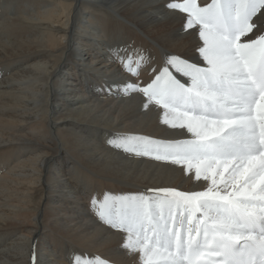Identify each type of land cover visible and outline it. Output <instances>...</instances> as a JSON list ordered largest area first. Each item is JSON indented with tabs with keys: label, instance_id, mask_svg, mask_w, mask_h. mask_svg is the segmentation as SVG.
Segmentation results:
<instances>
[{
	"label": "bare ground",
	"instance_id": "obj_1",
	"mask_svg": "<svg viewBox=\"0 0 264 264\" xmlns=\"http://www.w3.org/2000/svg\"><path fill=\"white\" fill-rule=\"evenodd\" d=\"M165 3L0 0V264H73L74 255L140 264L121 247L124 234L92 212L93 194L206 186L182 165L107 143L115 133L190 138L161 122L162 109H145L141 93L101 90L124 80L146 85L166 54L205 66L199 25L182 32L186 14ZM257 24L264 31V17ZM123 46L149 58L136 77L114 61Z\"/></svg>",
	"mask_w": 264,
	"mask_h": 264
},
{
	"label": "snow or ice",
	"instance_id": "obj_2",
	"mask_svg": "<svg viewBox=\"0 0 264 264\" xmlns=\"http://www.w3.org/2000/svg\"><path fill=\"white\" fill-rule=\"evenodd\" d=\"M164 7L186 14L182 32L199 25L205 66L166 54L146 85L124 80L101 90L141 93L145 109H162L161 122L190 138L115 133L107 143L182 165L206 186L93 194L89 207L124 234L121 247L137 253L140 264H264V31L257 24L264 0H210L203 7L197 0H166ZM113 58L131 77L149 59L130 46L113 50ZM169 66L187 79L181 82ZM32 256L35 262L34 249ZM73 264L108 261L74 255Z\"/></svg>",
	"mask_w": 264,
	"mask_h": 264
}]
</instances>
